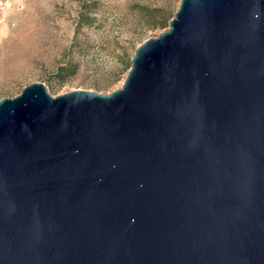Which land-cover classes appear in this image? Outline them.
<instances>
[{"label":"water","instance_id":"obj_1","mask_svg":"<svg viewBox=\"0 0 264 264\" xmlns=\"http://www.w3.org/2000/svg\"><path fill=\"white\" fill-rule=\"evenodd\" d=\"M0 264H264V0H181L110 93L2 98Z\"/></svg>","mask_w":264,"mask_h":264},{"label":"rangeland","instance_id":"obj_2","mask_svg":"<svg viewBox=\"0 0 264 264\" xmlns=\"http://www.w3.org/2000/svg\"><path fill=\"white\" fill-rule=\"evenodd\" d=\"M0 100L42 82L53 95L123 86L136 49L181 0H2ZM168 20L162 28L160 23ZM88 21L92 23L89 24Z\"/></svg>","mask_w":264,"mask_h":264},{"label":"trees","instance_id":"obj_3","mask_svg":"<svg viewBox=\"0 0 264 264\" xmlns=\"http://www.w3.org/2000/svg\"><path fill=\"white\" fill-rule=\"evenodd\" d=\"M88 23L91 24L92 22H91V21H88ZM160 25L162 26V28L167 27V25H168V20H164V21H162V22L160 23Z\"/></svg>","mask_w":264,"mask_h":264},{"label":"built area","instance_id":"obj_4","mask_svg":"<svg viewBox=\"0 0 264 264\" xmlns=\"http://www.w3.org/2000/svg\"><path fill=\"white\" fill-rule=\"evenodd\" d=\"M0 6H4V2L0 0Z\"/></svg>","mask_w":264,"mask_h":264}]
</instances>
